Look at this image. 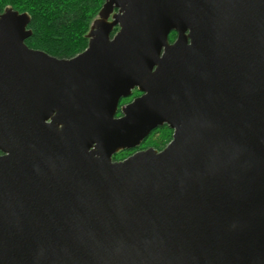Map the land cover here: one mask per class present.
I'll return each mask as SVG.
<instances>
[{
	"label": "water",
	"instance_id": "95a60500",
	"mask_svg": "<svg viewBox=\"0 0 264 264\" xmlns=\"http://www.w3.org/2000/svg\"><path fill=\"white\" fill-rule=\"evenodd\" d=\"M30 23L0 15V264H264V0H105L71 59Z\"/></svg>",
	"mask_w": 264,
	"mask_h": 264
},
{
	"label": "trees",
	"instance_id": "16d2710c",
	"mask_svg": "<svg viewBox=\"0 0 264 264\" xmlns=\"http://www.w3.org/2000/svg\"><path fill=\"white\" fill-rule=\"evenodd\" d=\"M104 3L105 0H0V15L7 6H12L20 13H29L31 23L28 28L32 30V36L26 40L27 46L59 59H71L88 47L87 34ZM118 30L116 28L113 35ZM176 37L177 34L172 32L169 36L170 42H174ZM133 95H139V91ZM132 99L133 96L122 99L120 106ZM156 134L161 136L160 143H155V149L161 151L171 142L173 130L167 125L159 127L145 139L142 146L126 153L131 155L142 150ZM121 157L118 153L113 156V160L125 159Z\"/></svg>",
	"mask_w": 264,
	"mask_h": 264
},
{
	"label": "rangeland",
	"instance_id": "374dc122",
	"mask_svg": "<svg viewBox=\"0 0 264 264\" xmlns=\"http://www.w3.org/2000/svg\"><path fill=\"white\" fill-rule=\"evenodd\" d=\"M91 28V27H90ZM134 92H137V90H135ZM133 92V93H134ZM141 94H140V92H139V95H132L133 96V99L131 100V101H129L128 103H130V102H132L136 97H139ZM128 103H125V104H123V105H121L120 107H122V106H124V105H126V104H128ZM161 136V134H156L154 137H153V139H151V141L150 142H148V144H146V145H150L149 147H147L146 145L145 146H143L144 148L142 149V150H145V149H148V148H154L155 149V143H160V137ZM172 137H173V135H172ZM144 143V142H143ZM143 143L141 144V146L143 145ZM152 145V146H151ZM157 146V145H156ZM157 150V149H156ZM129 150H124V151H121V152H119V154H120V156H122L123 158H128L129 156H131V155H133V154H131V155H129V153H126V152H128ZM118 154V153H117ZM116 155V154H115ZM121 157V158H122ZM115 161V160H114ZM120 161H122L121 159H120Z\"/></svg>",
	"mask_w": 264,
	"mask_h": 264
},
{
	"label": "flooded vegetation",
	"instance_id": "af4514ba",
	"mask_svg": "<svg viewBox=\"0 0 264 264\" xmlns=\"http://www.w3.org/2000/svg\"><path fill=\"white\" fill-rule=\"evenodd\" d=\"M141 94V93H140ZM1 154V153H0Z\"/></svg>",
	"mask_w": 264,
	"mask_h": 264
}]
</instances>
